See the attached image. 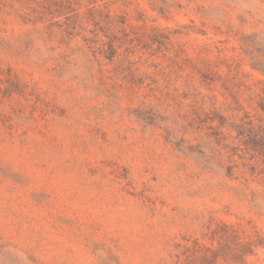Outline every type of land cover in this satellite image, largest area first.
I'll return each mask as SVG.
<instances>
[{"label": "rangeland", "instance_id": "rangeland-1", "mask_svg": "<svg viewBox=\"0 0 264 264\" xmlns=\"http://www.w3.org/2000/svg\"><path fill=\"white\" fill-rule=\"evenodd\" d=\"M264 0H0V264H264Z\"/></svg>", "mask_w": 264, "mask_h": 264}, {"label": "trees", "instance_id": "trees-1", "mask_svg": "<svg viewBox=\"0 0 264 264\" xmlns=\"http://www.w3.org/2000/svg\"><path fill=\"white\" fill-rule=\"evenodd\" d=\"M255 69H258L259 71H261L263 74H264V70H261V69H259V68H256V67H254Z\"/></svg>", "mask_w": 264, "mask_h": 264}]
</instances>
